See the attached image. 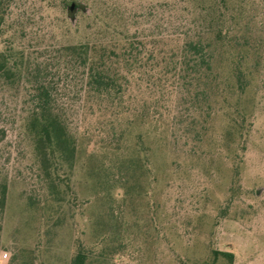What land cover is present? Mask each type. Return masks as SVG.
I'll return each instance as SVG.
<instances>
[{"label": "rangeland", "instance_id": "374dc122", "mask_svg": "<svg viewBox=\"0 0 264 264\" xmlns=\"http://www.w3.org/2000/svg\"><path fill=\"white\" fill-rule=\"evenodd\" d=\"M71 1H19L0 35V50L17 47L45 69L75 145L70 162L40 165L28 87L0 78V264H70L79 250L84 264H204L213 250L231 251L232 264H264V0H190L180 14L174 0H121L138 23V49L133 63L112 65L122 87L104 100L59 49L88 39L105 12L78 0L88 11L70 14ZM218 5L238 38L217 39L219 83L195 86L176 23H203Z\"/></svg>", "mask_w": 264, "mask_h": 264}, {"label": "trees", "instance_id": "16d2710c", "mask_svg": "<svg viewBox=\"0 0 264 264\" xmlns=\"http://www.w3.org/2000/svg\"><path fill=\"white\" fill-rule=\"evenodd\" d=\"M19 1L22 0H0V35L4 33L14 11L20 9ZM92 1L99 7L102 6L105 12L104 15L99 16L97 28L86 37L88 39L77 43L62 44L59 50L65 55L66 65L74 66L81 71L87 92L99 100H104L112 98L121 91L120 72L114 70L112 65L122 63L124 66L133 63L129 55L133 50L138 49L136 40L139 37V28L136 19L126 17L121 0ZM147 1L149 4L154 3V0ZM189 1L174 0V7L171 9L178 14L183 13V8L176 9L177 4H185ZM38 2L43 3L39 9L55 7V0H29V4L34 9ZM65 2L66 0H63V9L66 8ZM155 3L159 5L160 2L157 0ZM154 9H157V6H154ZM217 9L214 16L211 18L207 16L208 18L203 23L182 22L183 17L178 16L180 21H177L174 33L177 37L187 38L181 45L184 58L182 63L189 69L190 83L195 86L200 84L211 86L219 83L220 80L213 70L215 46L219 39L238 38L230 29L229 22L224 18L220 6ZM162 10L158 8L157 11L162 12ZM18 15L19 13L14 17ZM111 15L115 17L113 20L110 19ZM108 38H116L118 41L111 46L108 44ZM116 50L119 53H116ZM111 51L116 53L115 58L110 54ZM22 63H25L24 67L21 66ZM45 72V69L42 70L38 66L30 67L24 50L12 46L0 50V78L6 83L17 82L19 85L24 82L27 85L26 94L29 103L25 110L27 128L32 136L35 154L40 165L45 168V164L48 163V167L51 168L64 162H70L74 156L75 145L54 103L55 89L51 86ZM233 77L237 88L243 90L247 82L244 71L238 66L233 67ZM6 189V182L1 181L0 213H2L6 199ZM212 255V260L205 261L204 264H216L219 256L224 258L228 264H232L234 259L231 251L213 250ZM84 263L85 254L79 250L70 264Z\"/></svg>", "mask_w": 264, "mask_h": 264}, {"label": "water", "instance_id": "95a60500", "mask_svg": "<svg viewBox=\"0 0 264 264\" xmlns=\"http://www.w3.org/2000/svg\"><path fill=\"white\" fill-rule=\"evenodd\" d=\"M67 5V9H68V12L71 14L73 13L77 8H81L83 10H86L88 11V8L84 6V4L78 0H74V1H71V2H67L66 3ZM71 18V17H70ZM73 20V19H71ZM263 188H259L256 193H259Z\"/></svg>", "mask_w": 264, "mask_h": 264}, {"label": "clouds", "instance_id": "9594fccd", "mask_svg": "<svg viewBox=\"0 0 264 264\" xmlns=\"http://www.w3.org/2000/svg\"><path fill=\"white\" fill-rule=\"evenodd\" d=\"M5 260H9L10 259V254H5Z\"/></svg>", "mask_w": 264, "mask_h": 264}]
</instances>
